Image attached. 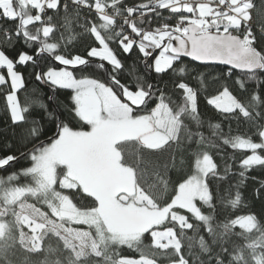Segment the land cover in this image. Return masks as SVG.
I'll return each mask as SVG.
<instances>
[{"label":"snow or ice","instance_id":"obj_1","mask_svg":"<svg viewBox=\"0 0 264 264\" xmlns=\"http://www.w3.org/2000/svg\"><path fill=\"white\" fill-rule=\"evenodd\" d=\"M81 9L92 17L81 16ZM47 10L57 14L62 10L66 29L72 20H83L79 24L83 31L71 40L90 35L94 41L75 54L66 45L61 49L60 44L48 42L55 26ZM161 10L168 11L169 16H163ZM254 11L259 34L253 31ZM0 18L18 21L14 35L22 36L29 46L38 45L33 54L20 51L15 59L0 48V68H6V76L0 73V85L10 80L11 90L5 97L10 119L13 124L30 125L22 129V135L35 141L28 152L21 154L30 159L31 165L7 179L0 178V264H17V245L28 254H39L46 237H55L61 250L68 252L66 264H157L155 257L161 253L156 250H166L163 254L170 264H264V222L254 214L216 221L217 208H222L225 200L218 187L213 191L212 181L226 180L231 168L226 166L221 175L208 150L217 145L210 139L205 143L202 132L189 130L190 124L197 129L203 125L197 100L198 91L204 90L206 74L196 76L199 90L183 79L174 85L182 90L181 103L142 77L129 86L117 75L122 71L120 55L134 48L142 54L147 70L170 73L174 78L186 77L190 71L182 57L213 70L218 65L230 66L207 103L225 118H245L259 137L256 142L251 136H223L218 131L220 123L209 124L213 136H221L224 145L251 152L240 161L243 170L238 173L235 198L227 201L236 208L241 204L238 189L248 179L246 171L264 166V124L258 123L264 120V98L258 90L253 91L246 104L227 80L239 70L241 76L235 81L239 90L246 91L248 81L257 82V89L264 83V0L259 4L255 0H146L131 5L125 0H0ZM2 34L5 44L11 46L13 33L4 28ZM156 50L159 52L154 55ZM42 53L51 54L63 67L49 64L46 70L40 68L36 57ZM94 58L107 62L111 70ZM30 62L38 69L35 79L50 85L53 92L71 90L67 118L56 109L49 111L48 104L38 96L26 97L25 106L21 105L17 91L27 89L17 65ZM96 68L106 73L108 83L84 74ZM76 72L81 74L79 78ZM37 109L42 115L29 119L31 110ZM73 120L83 125L74 129L70 126ZM184 138L196 145L187 160L177 162L172 156L156 165L158 176L175 170L176 181L158 179L147 184L138 161L129 157L138 156L141 148L162 153L166 146L172 147L170 142L180 148ZM16 159L11 154L0 157V168ZM19 175L29 182L13 184ZM258 183L254 190L257 198L264 193V180ZM231 187L225 191L230 192ZM236 227L243 231L234 232ZM202 229L211 244L201 234ZM189 231L193 235H188ZM146 234L151 238L150 245L144 244ZM197 237L207 261L193 251ZM233 237L243 238L245 243ZM121 246L134 249L138 258L120 255ZM213 246L219 251L214 253ZM21 264H29L27 256ZM46 264L62 262L55 259Z\"/></svg>","mask_w":264,"mask_h":264},{"label":"trees","instance_id":"obj_2","mask_svg":"<svg viewBox=\"0 0 264 264\" xmlns=\"http://www.w3.org/2000/svg\"><path fill=\"white\" fill-rule=\"evenodd\" d=\"M63 3L64 0H61ZM146 2V0H125V3L128 5L131 4H140ZM257 4H259V0H255ZM71 11V9H70ZM162 15L165 17L169 16V12L166 10H161ZM48 15L53 17V25L54 33L50 35L48 38V42H56L61 45V49L66 45L67 50L72 51L74 54L83 50V46L86 43H90L94 41V37L90 35H85L83 38L77 37L75 40H71L70 37L75 35L76 33H80L83 30L79 27L80 23H83V20L77 22L76 20H72L70 28H65L64 26V13L61 10L59 14L55 12V10H47ZM35 14V11L32 12ZM88 15L89 18L92 17V13H89L86 9H81V16ZM253 15V31L256 34H259L260 26L256 22L257 21V14L254 11ZM122 22V21H120ZM18 21H8L3 18H0V48L6 51L10 57L15 59L20 51H27L29 54H33L36 49L38 48L37 44H33L31 46L27 45L23 37H16L14 35L15 28ZM40 27L39 24L36 25ZM155 25H153L154 27ZM7 28L9 29L12 35V45L7 46L5 44V38L2 34V29ZM31 30L34 31L33 26H29ZM130 33V29H127ZM134 36V34H132ZM61 36L63 39H61ZM41 38L42 33H41ZM98 45V42H95ZM110 46L116 49L118 52H122L119 49L118 45L115 42H110ZM158 52L154 53V55ZM122 60V71L118 73V78L121 79L122 83H126L129 86L134 85L138 78L142 77L144 81L148 83H152L157 88L161 89L165 92L166 95L171 96L173 100L177 103L182 102V90L176 89L174 85L179 83L181 79L184 82L188 83L191 87L196 90L201 89L200 83L197 81L196 76L198 73H205V84L203 85L204 90L198 91V112L201 116L203 121V125L197 129L195 124L189 125V130L196 132H202L206 138L205 143L207 140H212L217 147H209V152L213 156L214 161L219 166L220 174H224V168L226 166H230L231 172L228 174L226 180H218L214 179L212 181L213 191L219 189V194L225 200L224 206L221 208L218 206L216 212V221L217 223L223 222L227 219L235 218L239 215H246V214H254L264 222V193L261 194L259 198L254 195V190L259 187L258 181L264 180V166H254L251 170L246 171V179L239 187V192L241 194V204L238 205L236 208H232L230 204L227 203L228 200L235 198V192L237 190L236 185L240 180L238 173L243 170L240 161L246 156L249 155L251 152L250 150H241V149H233L230 145H224L222 142L221 136H213V129L209 127V124L220 123L221 129L218 130L223 134V136H251L253 140L259 142V137L255 135L256 128L251 126L243 117H240L238 120L233 118H225L223 114H221L218 110L214 108V106L209 105L207 103V98L216 94L217 89L220 87V84L224 81V72H226L228 67L223 65H218L215 70L210 67H205L203 64L193 62L185 57H182L183 64L186 66L187 69L190 71L186 77H179L174 78L171 74H156L154 71H149L144 67L142 62L143 57L142 54L138 52V49L134 48V50L129 54H122L119 57ZM37 63L40 68L44 70L46 67L51 64L55 67H61L58 62L54 61V58L49 53H42L36 57ZM96 63H104L105 67L111 70V66L107 62L99 61L98 58H94ZM68 70H74L72 66H67ZM95 68V65H93ZM0 70L4 71V68H0ZM17 70L22 73L25 77L26 82V89L17 91L18 100L20 101L22 106L26 104V97L36 98L37 96L43 99L45 103L49 106V111L56 109L58 113L63 114V118H67L69 113L66 109V106L71 107V90L65 89H56L55 92L52 91L50 85L44 84L41 81H37L35 79V71L38 70L34 68L31 62L28 65H17ZM85 75L90 76V78H96L101 80L102 82L108 83V77L103 70L96 68L93 70H88ZM78 78L80 77V73L76 72ZM261 75H264L262 73ZM241 76L240 71L234 70V75L231 79L227 80L230 88L235 89L234 94L238 95V98H241L243 102L246 104L249 103V97L251 96L253 91H259L261 97L264 98V83L259 85V89H257V82L255 81H248L245 85L246 91L239 90V86L235 83L236 77ZM216 77V79H213ZM243 78V77H241ZM10 90V83L5 85H0V157L7 156L9 154L16 156L17 159L10 163V165L0 168V176L7 175L9 173H21L20 170L27 165L30 164V159L27 156H21L22 153L28 152L35 143V141L27 140L22 135V129L30 127L28 124H24L21 122L20 124H13L10 119V113L7 110L6 106V94ZM53 96V100H49L48 97ZM152 106L150 103L149 108ZM32 116L29 119H37L40 115H42V110H31ZM258 123L263 124L264 120L258 121ZM83 125L82 121L73 120L71 125L74 129H78ZM86 129V126H84ZM231 128V131H229ZM48 136H51V133H47ZM41 139H44L42 136ZM198 139V137H195ZM172 147L169 149L166 146V150L164 152H159L158 150H147L144 148L140 149V153L136 157H129L130 161H138V167L142 170L145 182L147 184H152L156 180H172L176 181L177 179V172L175 170H171L167 173V176L164 175H157V163L163 164L165 160H170L172 156L175 157L176 161L178 162L180 159L187 160L188 155L190 154L191 150L196 147L194 141L190 142L186 138L183 140V144L180 148H177L174 142H170ZM261 154H264L262 152ZM255 177L256 179H252ZM29 181L23 176L19 175V179L17 181L12 182L13 184H20L23 185L28 183ZM231 185L230 192H226L227 189ZM171 190V189H170ZM91 198L86 203H89ZM30 203H35L34 200L29 199ZM38 207H41L42 210L48 211L46 206L37 204ZM206 210V209H205ZM26 232L29 230L27 227L24 229ZM234 232H241L243 230L236 227L233 229ZM201 234L205 235V238L208 240L209 244H211V239L206 235L204 230H201ZM188 235H193L192 232H188ZM234 240H237L238 243H245L243 238L233 237ZM144 244L150 245L151 238L148 234L145 235ZM53 249L56 251L49 252L47 249ZM213 252L219 251V248L213 246ZM118 251L122 256H129L138 258L139 253L136 252L134 249H129L127 246H121ZM157 252L161 253L157 255L155 258L158 264L163 263H170V259L167 255L163 253L166 250H156ZM193 251L200 256L201 260L207 261L208 256L207 254L201 253L198 244V237L193 241ZM27 256L29 264H46L47 262L53 261L55 259H60L62 264H66L68 252L66 250H61V244L57 242L55 237L52 238H45L44 241L41 242V252L39 254H28L26 250H22L19 245H17L16 249V261L17 264H21L24 258ZM101 259V258H96ZM191 260V256H189ZM214 264V261H213Z\"/></svg>","mask_w":264,"mask_h":264},{"label":"rangeland","instance_id":"obj_3","mask_svg":"<svg viewBox=\"0 0 264 264\" xmlns=\"http://www.w3.org/2000/svg\"><path fill=\"white\" fill-rule=\"evenodd\" d=\"M158 52H159V50H158ZM158 52L156 53V54H158ZM61 67H63V66H61ZM46 70V69H45ZM0 73H2V74H4L5 76H6V68H4V71L3 70H0ZM9 83H10V80H9ZM11 90V89H10ZM9 90V91H10ZM215 95V94H214ZM264 124V123H263ZM86 130V129H85ZM251 154V153H250ZM31 165V162H30V164L29 165H27L26 167H24V168H22L21 170H23V169H26L27 167H29ZM21 170H20V172H21ZM10 174H12V173H9V174H7V175H4V176H0V178H2V179H7V177L10 175ZM158 264V263H157ZM163 264H170V263H163Z\"/></svg>","mask_w":264,"mask_h":264},{"label":"water","instance_id":"obj_4","mask_svg":"<svg viewBox=\"0 0 264 264\" xmlns=\"http://www.w3.org/2000/svg\"><path fill=\"white\" fill-rule=\"evenodd\" d=\"M185 58L191 60V58H189V57H185ZM191 61H192V60H191ZM193 62H195V61H193ZM196 63H200V62H196ZM200 64H201V63H200ZM223 66H225V67H230V66H227V65H223ZM238 71H239V70H238ZM27 151H29V150H27Z\"/></svg>","mask_w":264,"mask_h":264},{"label":"built area","instance_id":"obj_5","mask_svg":"<svg viewBox=\"0 0 264 264\" xmlns=\"http://www.w3.org/2000/svg\"><path fill=\"white\" fill-rule=\"evenodd\" d=\"M118 20H119V18H118Z\"/></svg>","mask_w":264,"mask_h":264}]
</instances>
